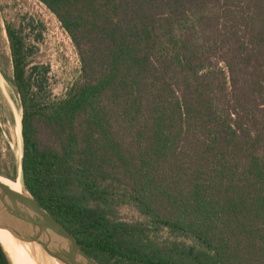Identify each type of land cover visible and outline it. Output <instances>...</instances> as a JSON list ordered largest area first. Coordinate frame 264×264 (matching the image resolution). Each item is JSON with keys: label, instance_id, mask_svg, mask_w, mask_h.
Segmentation results:
<instances>
[{"label": "trees", "instance_id": "16d2710c", "mask_svg": "<svg viewBox=\"0 0 264 264\" xmlns=\"http://www.w3.org/2000/svg\"><path fill=\"white\" fill-rule=\"evenodd\" d=\"M36 1L81 62L52 98L4 21L38 205L98 264H264V0Z\"/></svg>", "mask_w": 264, "mask_h": 264}, {"label": "rangeland", "instance_id": "374dc122", "mask_svg": "<svg viewBox=\"0 0 264 264\" xmlns=\"http://www.w3.org/2000/svg\"><path fill=\"white\" fill-rule=\"evenodd\" d=\"M30 17L45 27L42 38L34 42L36 50L31 62L49 66L51 97H62L81 74L76 49L53 14L36 0H0V177L5 179H10L9 176L17 178V164L22 151L19 133L22 111L19 97L8 81L12 69L4 21L16 19L18 22ZM30 38L32 40V36ZM4 250L8 252L6 247ZM7 257L11 264H24L11 254Z\"/></svg>", "mask_w": 264, "mask_h": 264}, {"label": "water", "instance_id": "95a60500", "mask_svg": "<svg viewBox=\"0 0 264 264\" xmlns=\"http://www.w3.org/2000/svg\"><path fill=\"white\" fill-rule=\"evenodd\" d=\"M19 133L21 137V121ZM22 160L21 151L14 181L18 183L20 191H13L0 183V230L10 234L23 247H39L58 264H98L82 250L67 229L42 209L28 193Z\"/></svg>", "mask_w": 264, "mask_h": 264}, {"label": "bare ground", "instance_id": "6f19581e", "mask_svg": "<svg viewBox=\"0 0 264 264\" xmlns=\"http://www.w3.org/2000/svg\"><path fill=\"white\" fill-rule=\"evenodd\" d=\"M0 183L6 185L13 191L16 192L20 191V187L17 182L0 177ZM0 243L3 246V248L6 247L8 249V252L6 253L8 256L11 254L13 258L17 260H21L24 264H58L56 261L48 257L44 253V251H42L39 247H37L36 249L23 247L10 234L1 230H0Z\"/></svg>", "mask_w": 264, "mask_h": 264}]
</instances>
